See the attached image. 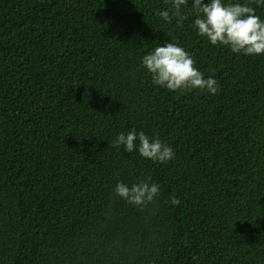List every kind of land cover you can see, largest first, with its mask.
Returning <instances> with one entry per match:
<instances>
[{"label": "trees", "instance_id": "trees-1", "mask_svg": "<svg viewBox=\"0 0 264 264\" xmlns=\"http://www.w3.org/2000/svg\"><path fill=\"white\" fill-rule=\"evenodd\" d=\"M170 3L0 0V264H264V54L210 45L190 3L165 22ZM167 41L217 94L151 83L140 57ZM131 129L174 159L112 148ZM145 176L152 202L114 195Z\"/></svg>", "mask_w": 264, "mask_h": 264}, {"label": "clouds", "instance_id": "clouds-1", "mask_svg": "<svg viewBox=\"0 0 264 264\" xmlns=\"http://www.w3.org/2000/svg\"><path fill=\"white\" fill-rule=\"evenodd\" d=\"M191 5L193 26L197 35L206 38L213 46H222L234 54L245 56L264 54V19L257 14V8L240 0H171L168 7L158 13L165 22L179 17L184 19L182 7ZM257 7L264 6V0H254ZM192 55L178 43L167 41L157 44L140 57V66L151 76L154 86L173 92L199 89L215 95L219 91L218 81L195 67ZM111 146L123 148L125 153L137 152L144 159L165 164L175 157L173 147L158 135L149 136L143 130L117 133ZM160 185L145 176L134 183L117 181L114 195L134 206L152 202L160 192ZM172 205H179V198L170 199Z\"/></svg>", "mask_w": 264, "mask_h": 264}]
</instances>
